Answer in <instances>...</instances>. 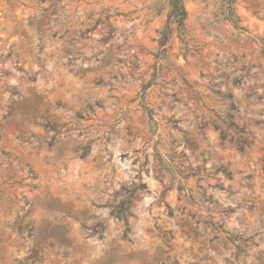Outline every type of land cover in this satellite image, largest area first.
I'll list each match as a JSON object with an SVG mask.
<instances>
[{"label": "rangeland", "instance_id": "1", "mask_svg": "<svg viewBox=\"0 0 264 264\" xmlns=\"http://www.w3.org/2000/svg\"><path fill=\"white\" fill-rule=\"evenodd\" d=\"M0 0V264H264V0Z\"/></svg>", "mask_w": 264, "mask_h": 264}, {"label": "trees", "instance_id": "2", "mask_svg": "<svg viewBox=\"0 0 264 264\" xmlns=\"http://www.w3.org/2000/svg\"><path fill=\"white\" fill-rule=\"evenodd\" d=\"M222 3L227 12L226 19L237 25V15L234 6L235 0H222ZM168 7L167 25L162 33L163 42L166 41L168 33L174 25H176L180 31L184 29L185 22L189 15L184 0H168Z\"/></svg>", "mask_w": 264, "mask_h": 264}]
</instances>
